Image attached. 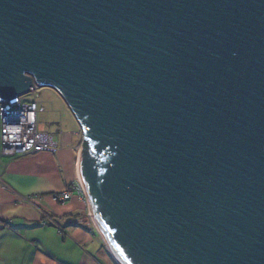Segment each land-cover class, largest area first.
Masks as SVG:
<instances>
[{
  "label": "water",
  "instance_id": "1",
  "mask_svg": "<svg viewBox=\"0 0 264 264\" xmlns=\"http://www.w3.org/2000/svg\"><path fill=\"white\" fill-rule=\"evenodd\" d=\"M33 88L119 264H264V0H0V102Z\"/></svg>",
  "mask_w": 264,
  "mask_h": 264
},
{
  "label": "crops",
  "instance_id": "2",
  "mask_svg": "<svg viewBox=\"0 0 264 264\" xmlns=\"http://www.w3.org/2000/svg\"><path fill=\"white\" fill-rule=\"evenodd\" d=\"M55 125L37 124L39 132L51 136L54 152L14 159L0 155V264H119L85 197L74 193L65 203L52 198L78 181L83 143L80 130ZM29 197L36 198L34 204L24 202Z\"/></svg>",
  "mask_w": 264,
  "mask_h": 264
},
{
  "label": "built area",
  "instance_id": "3",
  "mask_svg": "<svg viewBox=\"0 0 264 264\" xmlns=\"http://www.w3.org/2000/svg\"><path fill=\"white\" fill-rule=\"evenodd\" d=\"M35 89H30L33 96L26 99L25 95L8 102H0V155L14 159L38 153H52L56 147L48 134L37 130L38 115L45 113V108L36 101ZM84 198L83 190L77 181L63 192L52 196L58 203H65L73 194ZM34 204L36 198L23 199Z\"/></svg>",
  "mask_w": 264,
  "mask_h": 264
},
{
  "label": "rangeland",
  "instance_id": "4",
  "mask_svg": "<svg viewBox=\"0 0 264 264\" xmlns=\"http://www.w3.org/2000/svg\"><path fill=\"white\" fill-rule=\"evenodd\" d=\"M36 101L45 107V113L39 115V124L42 120L46 124V128H54L58 122L62 124L63 128L70 131H79V126L68 110L67 106L57 95L55 91L50 88H36L35 89ZM26 99L33 98L32 95H25ZM55 122V123H54ZM48 130H45L47 133Z\"/></svg>",
  "mask_w": 264,
  "mask_h": 264
},
{
  "label": "trees",
  "instance_id": "5",
  "mask_svg": "<svg viewBox=\"0 0 264 264\" xmlns=\"http://www.w3.org/2000/svg\"><path fill=\"white\" fill-rule=\"evenodd\" d=\"M89 151H90V144L87 140H84L83 141V148H82L83 155Z\"/></svg>",
  "mask_w": 264,
  "mask_h": 264
}]
</instances>
